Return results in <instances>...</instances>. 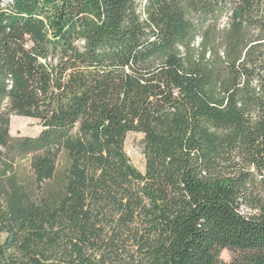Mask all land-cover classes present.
<instances>
[{
  "label": "trees",
  "instance_id": "16d2710c",
  "mask_svg": "<svg viewBox=\"0 0 264 264\" xmlns=\"http://www.w3.org/2000/svg\"><path fill=\"white\" fill-rule=\"evenodd\" d=\"M0 235V264H264V0H0Z\"/></svg>",
  "mask_w": 264,
  "mask_h": 264
},
{
  "label": "rangeland",
  "instance_id": "374dc122",
  "mask_svg": "<svg viewBox=\"0 0 264 264\" xmlns=\"http://www.w3.org/2000/svg\"><path fill=\"white\" fill-rule=\"evenodd\" d=\"M224 27V22L221 23L220 28ZM199 38L195 39V42H199ZM41 131V126L38 121L33 119H27L17 116L10 117L9 133L13 137H36ZM124 149L127 156L130 158L132 164L139 169L143 170L144 158L142 154V136L138 134L127 135L124 143ZM3 236L0 235V242H2ZM220 259L223 262H229L231 255L228 251L224 250L220 254Z\"/></svg>",
  "mask_w": 264,
  "mask_h": 264
}]
</instances>
